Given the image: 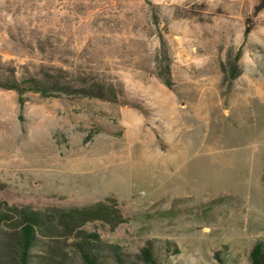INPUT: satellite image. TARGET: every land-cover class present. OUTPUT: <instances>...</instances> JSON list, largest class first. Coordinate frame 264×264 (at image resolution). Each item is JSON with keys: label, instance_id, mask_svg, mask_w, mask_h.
<instances>
[{"label": "rangeland", "instance_id": "1", "mask_svg": "<svg viewBox=\"0 0 264 264\" xmlns=\"http://www.w3.org/2000/svg\"><path fill=\"white\" fill-rule=\"evenodd\" d=\"M31 79L0 86V264L14 207L45 217L26 264L264 250V0H0V82Z\"/></svg>", "mask_w": 264, "mask_h": 264}, {"label": "trees", "instance_id": "2", "mask_svg": "<svg viewBox=\"0 0 264 264\" xmlns=\"http://www.w3.org/2000/svg\"><path fill=\"white\" fill-rule=\"evenodd\" d=\"M248 29H245V34L247 33ZM163 83L167 86H170V78L169 74L167 72L166 77H161ZM0 86L14 89L18 91L20 94L19 103L20 105L23 104V98L21 97V94L25 90H33V91H39L40 93H45L48 86L41 84V82H38L36 80H29L28 84L26 86H21V83H18L16 81H7L4 83L0 82ZM14 212L18 216V252H17V259L15 264H26V258L29 248L31 247V244L33 242L34 236H35V230L37 226L41 223H43V219L45 218L42 214L30 209V208H16L14 207ZM98 213L101 215L103 219L106 221L111 222L109 219L111 215V211L104 205V204H97L94 209H72L69 210V215L76 216L81 215L83 217H89L91 218L93 215H96ZM97 214V215H98ZM1 217V215H0ZM82 249V257L86 264H97L96 258L89 253L85 252L83 250L84 246L81 244ZM153 252L149 248H143L141 250V255L144 260L149 262L150 264L154 262ZM250 263L251 264H264V250L262 248L261 244H255L251 251H250Z\"/></svg>", "mask_w": 264, "mask_h": 264}]
</instances>
